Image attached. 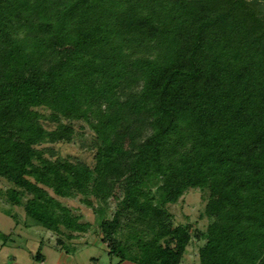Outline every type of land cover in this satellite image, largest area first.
<instances>
[{"label":"trees","instance_id":"trees-1","mask_svg":"<svg viewBox=\"0 0 264 264\" xmlns=\"http://www.w3.org/2000/svg\"><path fill=\"white\" fill-rule=\"evenodd\" d=\"M0 182L62 249L80 197L118 264H264V0H0Z\"/></svg>","mask_w":264,"mask_h":264},{"label":"rangeland","instance_id":"rangeland-1","mask_svg":"<svg viewBox=\"0 0 264 264\" xmlns=\"http://www.w3.org/2000/svg\"><path fill=\"white\" fill-rule=\"evenodd\" d=\"M62 155H72L84 158L89 164H92L90 154L83 152L78 145L59 146ZM4 182H0V188L5 187ZM201 192L199 190H190L185 198L180 200L172 208V212L178 220H183L184 215H191L196 218L199 209L203 208L200 204ZM65 203L77 215L82 216V220L92 222V227L88 233L76 238L72 243L66 242L62 249L57 243V236L52 232L38 225L26 226L25 213L22 208L12 209L17 218L8 216L4 211L10 209L7 204L0 203V264H118V257H111L108 253L107 244L102 240V234L99 230V220H95L93 208H89L76 199H67ZM98 206L97 203L94 205ZM112 205L111 208H114ZM200 246L203 245L201 241ZM42 246L41 253L44 261L36 259V255ZM186 255L182 264H197V248L191 249ZM122 264H135L129 261ZM198 264L199 261H198Z\"/></svg>","mask_w":264,"mask_h":264}]
</instances>
